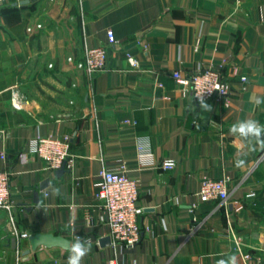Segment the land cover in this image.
Here are the masks:
<instances>
[{
	"label": "crops",
	"instance_id": "crops-1",
	"mask_svg": "<svg viewBox=\"0 0 264 264\" xmlns=\"http://www.w3.org/2000/svg\"><path fill=\"white\" fill-rule=\"evenodd\" d=\"M21 1L0 3V171L15 204L0 210V247L12 264H66L69 255L61 247L23 254L27 239L11 235L12 225L28 236L90 241L82 264H217L231 255L264 264V152L240 151L229 135L238 120L264 125V102L252 99L264 101V0ZM96 46L106 51L105 69L89 79L74 62ZM198 64L220 68L229 82L209 108L172 77ZM234 69L248 78L244 88ZM13 95L26 101L21 109ZM38 135L69 137L72 165L59 176L30 150ZM166 158L173 169L160 168ZM122 165L139 183L141 238L102 246L97 173ZM221 177L229 197L200 201L201 180Z\"/></svg>",
	"mask_w": 264,
	"mask_h": 264
},
{
	"label": "built area",
	"instance_id": "built-area-1",
	"mask_svg": "<svg viewBox=\"0 0 264 264\" xmlns=\"http://www.w3.org/2000/svg\"><path fill=\"white\" fill-rule=\"evenodd\" d=\"M4 0H0L2 3ZM39 28L40 24H36ZM26 31L31 32L30 26ZM106 37L109 43H115L113 31L106 30ZM126 59L132 67H138V62L130 52L125 53ZM67 61H72L71 56ZM134 61L135 63H133ZM78 69H81L87 78L91 79L95 74L105 69L106 51L101 46L87 48L84 51L83 58L74 62ZM234 76L245 87L248 78L239 75L237 69L232 72ZM175 82L184 90L190 92L193 99L199 103L198 96L203 97L204 101L211 99H221L229 93L228 79L220 68L196 65L188 73L183 74L176 70L172 73ZM26 102L18 95H13L12 106L15 109H21ZM30 150L44 161L45 170H57L61 167L70 168L72 158L69 152V137L36 136L30 141ZM139 152L141 156H148L141 147ZM4 157L3 154H1ZM175 161L166 158L160 163V168L170 170L174 167H166V161ZM98 181L94 193L95 205L99 209L97 224L104 225L108 229V236L113 245L132 246L140 241L141 226L138 222V216L142 213V207L137 203L139 193V183L135 179L129 178L125 173V167L122 165L116 170L101 169L97 173ZM9 173L0 171V210H6L9 213L13 210L15 204L11 198L9 189ZM197 198L202 202L221 201L224 202L229 197L227 179L221 178H203L200 182ZM196 205H192L195 207ZM12 220V217H10ZM11 235L23 239L28 238V234L19 233L12 225ZM247 257L244 256V259ZM19 260V251L16 250V259ZM113 264V262H112Z\"/></svg>",
	"mask_w": 264,
	"mask_h": 264
},
{
	"label": "clouds",
	"instance_id": "clouds-1",
	"mask_svg": "<svg viewBox=\"0 0 264 264\" xmlns=\"http://www.w3.org/2000/svg\"><path fill=\"white\" fill-rule=\"evenodd\" d=\"M135 63L134 61H132ZM201 107L209 108L210 106L205 103L202 95L198 96ZM253 102L256 105H260L261 99L253 96ZM229 135L233 137V144L238 150L242 151L245 147L251 151L264 152V125H261L257 120L245 119L238 120L233 123L229 129ZM166 167H174L175 161H166ZM237 168H244L246 161L243 159H237L235 161ZM59 190H57L58 192ZM91 242L83 240L80 237H75L74 240L68 242V258L66 264H82L85 256L91 251ZM217 264H237V257L235 255L228 256L227 258H221Z\"/></svg>",
	"mask_w": 264,
	"mask_h": 264
},
{
	"label": "water",
	"instance_id": "water-1",
	"mask_svg": "<svg viewBox=\"0 0 264 264\" xmlns=\"http://www.w3.org/2000/svg\"><path fill=\"white\" fill-rule=\"evenodd\" d=\"M28 2L27 0L19 2V4H23ZM64 172V168L61 167L55 171V174L59 176ZM49 180L45 179L39 184V190H43L48 185ZM33 202L37 203L38 198L36 193L34 194ZM29 210V209H28ZM11 248L14 249L16 246V238L10 237L9 239ZM70 240L61 236V235H54L52 233H34L28 236L27 243H28V249L24 251L23 254L28 253L30 250L34 251L38 247H61L62 249L67 250L68 249V242ZM100 245H108L110 243V237L105 236L99 239Z\"/></svg>",
	"mask_w": 264,
	"mask_h": 264
},
{
	"label": "rangeland",
	"instance_id": "rangeland-1",
	"mask_svg": "<svg viewBox=\"0 0 264 264\" xmlns=\"http://www.w3.org/2000/svg\"><path fill=\"white\" fill-rule=\"evenodd\" d=\"M8 223V221H7ZM13 259L7 252H2V249L0 247V264H12Z\"/></svg>",
	"mask_w": 264,
	"mask_h": 264
}]
</instances>
